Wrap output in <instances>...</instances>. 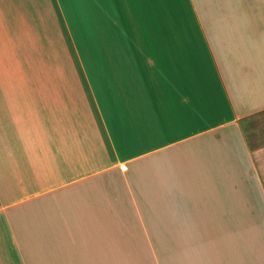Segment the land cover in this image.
Wrapping results in <instances>:
<instances>
[{"label":"crops","instance_id":"obj_1","mask_svg":"<svg viewBox=\"0 0 264 264\" xmlns=\"http://www.w3.org/2000/svg\"><path fill=\"white\" fill-rule=\"evenodd\" d=\"M263 112L264 0H0V264H264Z\"/></svg>","mask_w":264,"mask_h":264},{"label":"rangeland","instance_id":"obj_2","mask_svg":"<svg viewBox=\"0 0 264 264\" xmlns=\"http://www.w3.org/2000/svg\"><path fill=\"white\" fill-rule=\"evenodd\" d=\"M245 129L251 143L264 142V112L249 118L245 123ZM154 218V217H152ZM127 219V217H126ZM126 230L128 223H123ZM163 231L180 230V223L162 222ZM149 229H156V223H148ZM139 223L133 224L132 228L122 231L119 238L121 246H144V245H161V246H180V238H153L152 240L143 239L140 236ZM135 232V237L132 235ZM156 234V233H153Z\"/></svg>","mask_w":264,"mask_h":264}]
</instances>
